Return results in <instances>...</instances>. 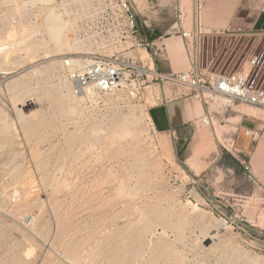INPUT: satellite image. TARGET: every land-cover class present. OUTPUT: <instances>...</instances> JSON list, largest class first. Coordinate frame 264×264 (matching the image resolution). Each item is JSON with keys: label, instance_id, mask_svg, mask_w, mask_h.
<instances>
[{"label": "rangeland", "instance_id": "374dc122", "mask_svg": "<svg viewBox=\"0 0 264 264\" xmlns=\"http://www.w3.org/2000/svg\"><path fill=\"white\" fill-rule=\"evenodd\" d=\"M14 1L0 0V44L12 47L0 52V264H264V192L238 177L236 128L226 121L255 108L234 105L212 125L200 113L192 128L175 134L151 128L148 99L87 118L76 97L70 95L73 106L65 98L61 60L70 42L55 55L48 41V14L65 26L59 11L51 0ZM229 1L222 26H208L215 32L202 44L203 70L211 76L246 68L249 83L264 87V29H254L264 0ZM132 2L142 34L145 21L152 28L158 18L173 19L170 0ZM181 2L188 29L190 0ZM166 37L178 57L165 48ZM159 54L175 72L189 67L173 30L139 51L150 64ZM171 88L164 84L167 95ZM219 124L220 138L213 135ZM208 199L228 204L227 224Z\"/></svg>", "mask_w": 264, "mask_h": 264}, {"label": "built area", "instance_id": "2783aa9c", "mask_svg": "<svg viewBox=\"0 0 264 264\" xmlns=\"http://www.w3.org/2000/svg\"><path fill=\"white\" fill-rule=\"evenodd\" d=\"M65 24L70 49L63 54L62 77L77 98L81 112H116L132 105H143L146 89L153 84H169L176 96L190 95L204 105L199 120L212 125L219 113L247 105L264 112V87L249 83L248 70L211 75L203 70L202 44L208 30L202 22L205 0H190V28L183 27L187 11L181 0H170L173 21L170 29L181 37L189 67L180 71H161L152 60H144L139 51L153 44L142 32L132 0H51ZM146 24V22H144ZM216 104L211 108V104ZM152 129L155 127L148 118ZM249 133V131H248ZM253 137L257 133H252ZM248 167L246 166V169ZM228 223V204L208 199ZM240 230L248 235L245 227Z\"/></svg>", "mask_w": 264, "mask_h": 264}, {"label": "crops", "instance_id": "0c3cea01", "mask_svg": "<svg viewBox=\"0 0 264 264\" xmlns=\"http://www.w3.org/2000/svg\"><path fill=\"white\" fill-rule=\"evenodd\" d=\"M230 9H233V6L229 0H205L202 11L204 26L207 29L208 26L212 29L220 28ZM186 18L187 15L183 21L184 28H187ZM172 21L161 23V19L158 18L153 22L152 28L146 23L148 29L143 34L150 41H156L171 30H168V27ZM164 39L165 48L169 54L172 57H178V46L171 41L166 42L170 37ZM154 59L156 60L154 61L156 67L161 71H173V66L166 55L159 54ZM155 85H158V87H155ZM146 90L144 100L146 103L147 99L153 101L151 104L148 103L147 115L158 132L181 133L192 128L193 121L200 113L204 112L202 103L196 101L190 95L176 96L174 87L170 89L169 95L164 89V84H153ZM233 112L235 114L226 117V121L232 118L236 128L234 141L237 146L238 177H247L255 187L264 192V115L260 113L249 114L239 110ZM252 133H257V135L253 137ZM225 150L229 152L228 148H225Z\"/></svg>", "mask_w": 264, "mask_h": 264}, {"label": "bare ground", "instance_id": "6f19581e", "mask_svg": "<svg viewBox=\"0 0 264 264\" xmlns=\"http://www.w3.org/2000/svg\"><path fill=\"white\" fill-rule=\"evenodd\" d=\"M14 1V0H13ZM30 1V0H29ZM34 2H36L35 0H33ZM43 1V0H42ZM50 1V0H49ZM48 1V2H49ZM138 2H142V0H137ZM15 2V1H14ZM22 2V1H21ZM26 2V1H25ZM24 2V3H25ZM39 2V1H38ZM41 2V1H40ZM52 2V1H51ZM5 3H7V2H5ZM28 3V2H27ZM50 3V2H49ZM144 3V2H143ZM9 4V3H8ZM16 4V3H15ZM22 4V3H21ZM20 6V5H19ZM28 6H30V5H28ZM12 9H13V7H12ZM8 10H10V9H8ZM50 10H53V9H51L50 8ZM18 12H19V10H18ZM48 12V11H47ZM48 13H50V12H48ZM59 13V12H58ZM35 15V14H34ZM45 25H46V32H47V30L49 31L48 33H50L49 35H48V41H49V44H51V49L52 50H54V51H56V53H55V55H62L63 54V49L64 48H66L67 47V45H68V43L67 42H70L69 41V39H68V37H67V34H66V32H65V26H63L61 23V19H59V17H58V14H55V13H50V14H48L47 16H46V18H45ZM64 23V22H63ZM20 24V23H19ZM5 28V27H4ZM8 30H10L9 28H7ZM7 29H5L6 30V32L8 31ZM13 30V29H12ZM11 30V31H12ZM11 31H9L8 33H10ZM14 31V30H13ZM12 31V33L11 34H9L11 37H13L14 36V32ZM0 32H2V29L0 30ZM2 33H4V31L2 32ZM8 33H6V36L3 38V39H5L6 37L9 39H11V37L9 36H7V34ZM5 34V33H4ZM3 34V35H4ZM2 37V36H1ZM30 37V36H29ZM25 39V38H24ZM6 42V41H5ZM13 42V41H12ZM32 42V41H31ZM14 44H15V42H14ZM32 44V43H31ZM39 44V43H38ZM10 45V46H9ZM36 45V44H35ZM35 45L33 46V47H35ZM42 45V44H41ZM39 46V45H38ZM37 46V47H38ZM7 47H11V44L9 43V44H6V43H3V44H0V52H2L3 50L5 51V49L7 48ZM12 48V47H11ZM8 49V48H7ZM26 49V48H25ZM31 49H33V48H31ZM68 49V48H67ZM28 50V49H27ZM33 50H35V48L33 49ZM37 50V49H36ZM38 50H39V47H38ZM47 50V49H46ZM8 51H10V50H8ZM49 51H50V49H49ZM65 51V50H64ZM7 52V51H6ZM36 52V51H35ZM52 52V51H51ZM3 53V52H2ZM147 53V52H146ZM5 54L7 55V53H4V56H5ZM26 54L28 55V52H26ZM47 54V53H46ZM45 54V55H46ZM26 55V56H27ZM34 56V55H33ZM28 57V56H27ZM53 57V56H52ZM59 57V56H58ZM62 57V56H61ZM33 59H34V57H32ZM59 59V58H58ZM57 59V60H58ZM52 60H53V58H52ZM62 61V60H61ZM60 61V62H61ZM53 62H55V61H53ZM1 63V62H0ZM151 64H152V62H151ZM32 68V67H31ZM35 70V69H34ZM3 73H6V72H3ZM32 73H33V69H32ZM62 77V76H61ZM57 81V80H56ZM62 82H63V79H62ZM64 84V83H63ZM63 84L61 85V88H63ZM64 86H66L65 84H64ZM66 89H69L68 87L66 88ZM66 89H62V90H65L64 92H66ZM70 90V89H69ZM68 90V91H69ZM70 93H71V91H70ZM66 94L65 93V95H67L65 98L67 99V100H69L70 101V99H71V101L73 100V101H75L74 99H72L73 97H75L72 93L71 94ZM63 94V92H61V95ZM70 95H73V97H71L70 98ZM60 98H63V96L62 97H60ZM65 99V105L66 104H68V103H70L71 104V101L70 102H68V103H66V100ZM78 101V100H77ZM73 103V102H72ZM75 103H76V101H75ZM72 105V104H71ZM70 105V106H71ZM74 105V104H73ZM72 105V106H73ZM79 104H78V102H77V106H78ZM68 106V105H67ZM79 107V106H78ZM245 107V106H244ZM249 107H251V106H249ZM239 108H240V106H239ZM248 108V107H247ZM250 109H252V108H249L248 110H244L243 112H246V113H249V114H255V109L252 111V110H250ZM77 110V109H76ZM80 110V109H79ZM67 111H68V109H67ZM66 111V112H67ZM71 111H72V109H71ZM74 111H75V109H74ZM257 111H259L258 109H257ZM73 112V111H72ZM72 112H70V113H72ZM80 112V111H79ZM76 113V112H75ZM74 113V114H75ZM82 113V112H81ZM68 114H69V112H68ZM74 114H72V115H74ZM1 115H2V113H1ZM79 115H80V113H79ZM258 115V114H257ZM84 116V115H83ZM81 117V116H80ZM132 117V116H131ZM83 118V117H82ZM126 118H127V116H126ZM125 119V118H124ZM86 120H87V118H86ZM125 121H127V119L125 120ZM4 124V123H3ZM136 124V123H135ZM216 125V124H215ZM5 126V125H4ZM2 127V126H1ZM215 127V126H214ZM213 127V128H214ZM5 128V127H4ZM9 128V127H8ZM8 128H6V129H8ZM221 129H222V126H221V124H219L217 127H215V129H213V135H215L216 137H221ZM9 130H10V128H9ZM98 131H99V129H98ZM97 131V132H98ZM95 133H96V131H94ZM207 134V133H206ZM205 136H211V135H205ZM201 137V136H200ZM202 137H204L203 135H202ZM212 137V136H211ZM199 140V139H198ZM213 140H214V138H213ZM215 142V141H214ZM215 145V144H214ZM38 155V154H37ZM192 159V158H191ZM193 161V160H192ZM195 161V160H194ZM191 162V161H190ZM194 163V162H193ZM27 194V193H26ZM33 195V194H32ZM26 197H24L23 196V200L25 199ZM21 199V200H22ZM5 207V206H4ZM202 213V212H201ZM203 214V213H202ZM201 216H203V215H201ZM213 221H214V219H213ZM216 221V220H215ZM217 222V221H216ZM220 221H218V223H219ZM223 223V222H222ZM220 225H222V224H220ZM220 227V226H219ZM221 227H225L226 228V226H221ZM215 228V227H214ZM222 228V229H223ZM216 230H218L217 228H216ZM228 230V229H227ZM222 232V231H221ZM212 235H214V234H212ZM211 235V236H212ZM230 239H231V237H230ZM230 243V242H229ZM232 243V242H231ZM26 254V253H25ZM78 259V258H77ZM260 259V258H259ZM76 260V259H75ZM256 260V259H255ZM80 261V260H79ZM257 261V260H256ZM77 261H75V263H76ZM85 263V262H84ZM77 264V263H76Z\"/></svg>", "mask_w": 264, "mask_h": 264}, {"label": "water", "instance_id": "95a60500", "mask_svg": "<svg viewBox=\"0 0 264 264\" xmlns=\"http://www.w3.org/2000/svg\"><path fill=\"white\" fill-rule=\"evenodd\" d=\"M264 29V11H261L258 18L255 21L254 29Z\"/></svg>", "mask_w": 264, "mask_h": 264}, {"label": "trees", "instance_id": "16d2710c", "mask_svg": "<svg viewBox=\"0 0 264 264\" xmlns=\"http://www.w3.org/2000/svg\"><path fill=\"white\" fill-rule=\"evenodd\" d=\"M147 37V36H146Z\"/></svg>", "mask_w": 264, "mask_h": 264}]
</instances>
